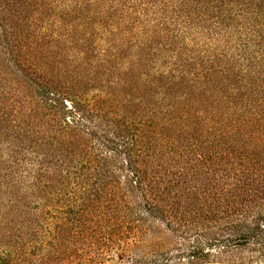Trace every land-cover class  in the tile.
Returning a JSON list of instances; mask_svg holds the SVG:
<instances>
[{
    "label": "trees",
    "instance_id": "16d2710c",
    "mask_svg": "<svg viewBox=\"0 0 264 264\" xmlns=\"http://www.w3.org/2000/svg\"><path fill=\"white\" fill-rule=\"evenodd\" d=\"M263 234L264 0H0V264H264Z\"/></svg>",
    "mask_w": 264,
    "mask_h": 264
},
{
    "label": "rangeland",
    "instance_id": "374dc122",
    "mask_svg": "<svg viewBox=\"0 0 264 264\" xmlns=\"http://www.w3.org/2000/svg\"><path fill=\"white\" fill-rule=\"evenodd\" d=\"M157 240H158V237L153 235V236H147L144 242L145 244H147V246L148 245L153 246L154 245L153 243ZM245 256H246V253L243 250L239 249V250H230L228 254L222 256L221 258H227L229 260H238V259L244 258ZM108 264H129V263H128L127 256H124L123 259H119V257L116 254H112V259L108 262Z\"/></svg>",
    "mask_w": 264,
    "mask_h": 264
}]
</instances>
